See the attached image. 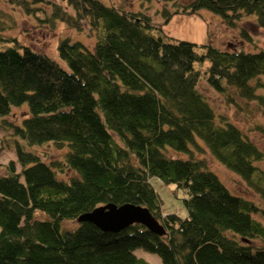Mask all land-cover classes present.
<instances>
[{"label":"trees","instance_id":"16d2710c","mask_svg":"<svg viewBox=\"0 0 264 264\" xmlns=\"http://www.w3.org/2000/svg\"><path fill=\"white\" fill-rule=\"evenodd\" d=\"M12 1L46 24L87 25L94 41L61 38V64L0 27V117L16 154L0 173V264H146L136 248L162 264H264V225L251 215L264 208L233 193L194 154L208 151L264 203V152L197 89L203 77L229 103L237 97L264 111V48L169 38L142 10L104 0H62L67 8L54 0ZM202 8L230 23L251 15L264 29V0H188L162 13L167 21ZM22 104L19 122L5 119ZM49 143L64 149L61 159L45 161L31 149ZM63 167L73 173L67 179L57 176ZM154 176L187 193L184 217L162 216ZM108 202L146 207L165 232L140 223L103 231L76 220ZM65 219L77 225L61 228Z\"/></svg>","mask_w":264,"mask_h":264},{"label":"rangeland","instance_id":"374dc122","mask_svg":"<svg viewBox=\"0 0 264 264\" xmlns=\"http://www.w3.org/2000/svg\"><path fill=\"white\" fill-rule=\"evenodd\" d=\"M54 1L67 8L65 1ZM104 1L121 6L125 10H142V12L149 15L152 23L161 26L163 35L169 38L210 43L219 49L234 48L251 51L264 48V29L256 24L251 15L243 16L242 19L230 23L226 22L220 14L202 8L194 13H184L179 10L166 21L162 13L163 10L180 9L182 4L188 0H151V2L143 3H141V0ZM176 1L181 3V6L176 5ZM39 17H43V14ZM0 27L3 35L16 37L20 43L27 44L34 50L45 52L61 64L63 63L57 54V44L61 38L67 36L71 40H80L89 46H92L94 41L92 32L87 25L83 24L82 29L79 30L59 19L51 24L40 22L33 14L22 11L12 0H0ZM242 28L250 35L249 40L245 35H242ZM206 64L207 61L205 60L202 66ZM197 89L209 102L215 113L225 115L264 152L263 110H258L257 106H253L251 103L246 105L243 100L237 97H235V102L229 103L225 95L215 90L203 77L198 80ZM258 91L262 92L264 90L259 89ZM26 111L25 104L13 107L5 119L17 123L26 114ZM3 122L4 118L0 117V173H4V165L10 159L16 158L13 135L10 133L11 128L4 122L3 125L7 126L5 128L2 125ZM31 149L38 152L39 156L45 161L61 159L64 150L63 148H57L53 143L31 147ZM168 151L173 157H187V153L183 151L170 148H168ZM194 154L205 157L208 167L218 175L233 193L252 199L257 205L264 208V203L258 194L249 189L236 173L217 161L208 151L202 153L196 151ZM258 165H261L264 169V160L259 161ZM62 169L63 171H57V176L60 178L67 179L73 174L68 168L63 167ZM150 180L159 197L162 216L174 212L184 217L187 209L183 198L187 196V193L182 188H177L174 183H164L155 176L151 177ZM42 214L36 212L38 217L45 216V214ZM251 215L264 225L263 213L258 211ZM76 225L77 221L75 219H65L61 223V228H74ZM134 253L136 256L143 258L146 264H162L160 257L154 252L136 248Z\"/></svg>","mask_w":264,"mask_h":264},{"label":"water","instance_id":"95a60500","mask_svg":"<svg viewBox=\"0 0 264 264\" xmlns=\"http://www.w3.org/2000/svg\"><path fill=\"white\" fill-rule=\"evenodd\" d=\"M76 219L90 221L103 231L116 232L132 223H140L156 234L165 232L163 226L152 217L146 207L130 202L119 205L108 202L81 213Z\"/></svg>","mask_w":264,"mask_h":264}]
</instances>
